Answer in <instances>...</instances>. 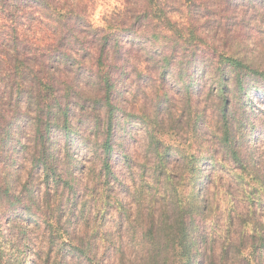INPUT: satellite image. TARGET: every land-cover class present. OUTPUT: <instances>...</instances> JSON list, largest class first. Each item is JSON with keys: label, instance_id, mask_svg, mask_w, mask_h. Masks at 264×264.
I'll use <instances>...</instances> for the list:
<instances>
[{"label": "clouds", "instance_id": "clouds-1", "mask_svg": "<svg viewBox=\"0 0 264 264\" xmlns=\"http://www.w3.org/2000/svg\"><path fill=\"white\" fill-rule=\"evenodd\" d=\"M0 264H264V0H0Z\"/></svg>", "mask_w": 264, "mask_h": 264}]
</instances>
